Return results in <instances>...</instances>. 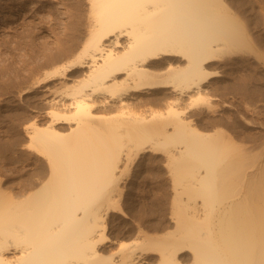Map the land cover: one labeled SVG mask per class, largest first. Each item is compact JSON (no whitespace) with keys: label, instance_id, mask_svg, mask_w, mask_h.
Wrapping results in <instances>:
<instances>
[{"label":"bare ground","instance_id":"bare-ground-1","mask_svg":"<svg viewBox=\"0 0 264 264\" xmlns=\"http://www.w3.org/2000/svg\"><path fill=\"white\" fill-rule=\"evenodd\" d=\"M85 1L78 44L29 83V184L0 181V264H264V163L242 167V145L237 162L191 117L218 58L248 41L229 0ZM148 151L167 156L179 232L118 240L110 221L141 171L123 182L122 167Z\"/></svg>","mask_w":264,"mask_h":264},{"label":"rangeland","instance_id":"rangeland-1","mask_svg":"<svg viewBox=\"0 0 264 264\" xmlns=\"http://www.w3.org/2000/svg\"><path fill=\"white\" fill-rule=\"evenodd\" d=\"M237 1L229 0L234 10L228 11L246 30L248 41L229 47L218 58L220 62L217 60L219 65L215 70L219 73L206 86L209 100H199L191 110V117L193 124L197 123L194 126L203 133L214 139L224 138L222 141L226 140L224 144L233 150L237 162L239 151L235 147L242 145L245 149V157L239 156L242 167L254 168L258 162L264 163V0H241L240 5ZM86 10L85 0H0V181L4 191L17 192L26 182L29 184V148L23 130L34 114L29 106L34 89L29 90L32 85L29 83L41 77L45 69L67 59L79 42ZM56 42H60V47ZM254 133L258 137L255 135L256 140L252 141L255 137H249ZM130 159L122 167L120 180L128 181L135 176L132 199L124 198L122 207L127 211L126 216L111 220L108 234L127 240L140 229L162 240L174 239L179 231L171 221V209L176 202L172 198L167 156L148 151ZM137 170L142 173L133 175ZM236 170L237 167L229 176V186L234 188L238 187ZM260 178L264 183L263 173ZM155 255L146 264H157ZM183 258L189 262L188 255L183 254Z\"/></svg>","mask_w":264,"mask_h":264}]
</instances>
